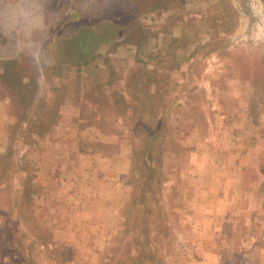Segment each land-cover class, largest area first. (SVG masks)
Instances as JSON below:
<instances>
[{
	"label": "rangeland",
	"instance_id": "374dc122",
	"mask_svg": "<svg viewBox=\"0 0 264 264\" xmlns=\"http://www.w3.org/2000/svg\"><path fill=\"white\" fill-rule=\"evenodd\" d=\"M0 264H264V0H0Z\"/></svg>",
	"mask_w": 264,
	"mask_h": 264
}]
</instances>
